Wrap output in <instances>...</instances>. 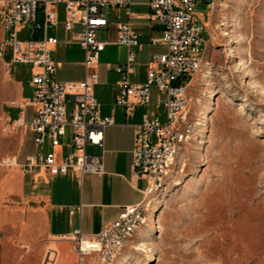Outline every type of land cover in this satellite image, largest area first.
<instances>
[{"label":"rangeland","instance_id":"374dc122","mask_svg":"<svg viewBox=\"0 0 264 264\" xmlns=\"http://www.w3.org/2000/svg\"><path fill=\"white\" fill-rule=\"evenodd\" d=\"M120 10L103 8L109 26ZM196 10L208 31L188 87L189 142L154 194L148 224L115 264H264V0H216ZM60 11L65 14L63 6ZM99 36L108 37V30ZM11 56L8 48L0 60V236L18 226L9 218H21L24 201L23 168L2 164L20 148L22 127L12 104L28 76ZM32 145L36 153L48 150ZM63 257L75 264L69 250Z\"/></svg>","mask_w":264,"mask_h":264},{"label":"built area","instance_id":"2783aa9c","mask_svg":"<svg viewBox=\"0 0 264 264\" xmlns=\"http://www.w3.org/2000/svg\"><path fill=\"white\" fill-rule=\"evenodd\" d=\"M141 0H0V27L3 39L0 60L9 48L14 63L30 68L33 97L22 106H32L35 115L30 123L38 146L48 145L27 158V168L43 167L52 176L105 173L101 156L89 155V145H102L105 128L112 126V118L99 115V103L94 88L99 83L97 66L107 42L98 33L108 26L106 6L130 10ZM216 0H148L151 18L163 26L161 41L167 52L156 54L152 62L157 66L149 70L145 84H134L130 75L135 53L130 52L127 64L118 66L121 75L116 104L130 115L139 105L151 101V87L155 86L163 99L166 120L146 114L135 128L132 151V178L144 179L147 186L143 200L128 206L118 218L104 226L100 233L86 235L80 229L61 236L72 242L78 253L77 264L96 257V264H115L132 239L149 222V209L154 194L172 177L176 160L189 142L188 87L202 64L207 27L200 21L197 7L212 8ZM64 6L66 30L80 27L79 42L85 52V77L81 82H61L56 78L53 52L58 39L48 35L59 23V6ZM28 38H21V34ZM43 33L42 38H35ZM160 40H154L159 42ZM117 41L129 47L139 46V36L131 24L118 26ZM21 106V107H22ZM18 126L22 119L16 120ZM4 166L17 165L16 157L3 159ZM59 252L49 249L43 264H58ZM63 264V263H62Z\"/></svg>","mask_w":264,"mask_h":264},{"label":"crops","instance_id":"0c3cea01","mask_svg":"<svg viewBox=\"0 0 264 264\" xmlns=\"http://www.w3.org/2000/svg\"><path fill=\"white\" fill-rule=\"evenodd\" d=\"M147 2L141 0L132 5L129 11L120 8L118 22L109 26L107 18L108 26L101 29L108 30V37L100 38L98 33L99 39L106 41L107 45L97 66L99 83L94 93L99 103V115L112 118L114 124L104 129L102 145H89L87 153L103 158V175H78L70 170L67 174L52 176L43 167H26L27 158L38 154L32 143L37 148L38 145L30 126L35 110L32 106H22L33 97L34 92L30 82L31 70L25 67L28 72L27 81L18 89L17 99L12 104L18 110L14 122L20 117L23 125L20 148L15 156L17 165L23 168V211L21 218L17 214L9 218L12 224L18 226L0 236V264H43L47 250L52 245L61 252V263L69 264L63 257V249H67L77 264L78 253L73 243L60 240L62 235L76 229L86 235L98 234L106 224L118 218L124 208L143 200L147 181L132 178L135 128L146 114L165 122V108L159 104L164 96L152 86L150 103L136 106L128 115L124 107L116 104L121 82V75L116 68L126 65L129 53L134 52V73L130 75V81L145 84L149 70L157 66L152 62L153 56L167 52V44L160 40L163 26L150 17L152 10ZM61 6L57 27L65 29V14L61 13ZM127 22L138 34L139 46L129 47L118 43V26ZM79 32V26L71 31L65 29L58 36L50 35L48 31V35L59 41L53 47V59L56 63V78L61 82H81L85 77V52L78 39ZM38 35L39 38L43 37V33ZM28 144L31 145L29 149L26 147ZM93 262H96L95 256L85 260V264Z\"/></svg>","mask_w":264,"mask_h":264},{"label":"bare ground","instance_id":"6f19581e","mask_svg":"<svg viewBox=\"0 0 264 264\" xmlns=\"http://www.w3.org/2000/svg\"><path fill=\"white\" fill-rule=\"evenodd\" d=\"M140 247H141V245H139V246H133V248H135V249H140Z\"/></svg>","mask_w":264,"mask_h":264},{"label":"trees","instance_id":"16d2710c","mask_svg":"<svg viewBox=\"0 0 264 264\" xmlns=\"http://www.w3.org/2000/svg\"><path fill=\"white\" fill-rule=\"evenodd\" d=\"M34 37H35V38H39V35H38V34H36Z\"/></svg>","mask_w":264,"mask_h":264}]
</instances>
